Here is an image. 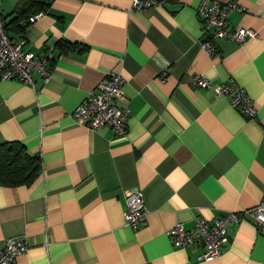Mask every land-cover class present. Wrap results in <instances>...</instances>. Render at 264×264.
<instances>
[{"label": "crops", "instance_id": "1", "mask_svg": "<svg viewBox=\"0 0 264 264\" xmlns=\"http://www.w3.org/2000/svg\"><path fill=\"white\" fill-rule=\"evenodd\" d=\"M17 1L0 0L7 32L26 51L51 52V78L34 73V88L0 79V143L20 141L41 159L31 184L0 183V247L17 235L28 242L12 264H264V235L247 215L227 223L228 241L211 261L198 260L201 244L174 247L167 235L176 222L191 228L196 217L261 200L264 0H233L242 10L229 12V24L257 35L217 39L215 55L202 47L200 0L134 11L131 0H44L23 38ZM111 70L124 78L116 100L130 108L124 135L92 131L71 115ZM195 74L212 84L234 79L256 116L193 86ZM131 188L147 208L137 229L123 217Z\"/></svg>", "mask_w": 264, "mask_h": 264}, {"label": "built area", "instance_id": "2", "mask_svg": "<svg viewBox=\"0 0 264 264\" xmlns=\"http://www.w3.org/2000/svg\"><path fill=\"white\" fill-rule=\"evenodd\" d=\"M174 0H131L130 11L144 10L150 7L164 5ZM242 10L233 0L221 2L217 0H200L196 10L201 21V43L209 55L216 54L214 41L226 38L238 43H243L250 37L256 36L254 30L236 26L228 22L231 10ZM42 11L30 15L27 25L35 22ZM27 26V27H28ZM23 38L22 36H20ZM51 52L37 55L23 48V40L11 36L5 29L0 16V79H15L21 83L35 87L33 74L36 73L43 83L51 78L49 66ZM166 71L162 75H166ZM124 78L120 72L111 70L107 77L90 91L84 102L77 105L71 115L77 123L95 131L100 127H109L114 134L124 135L128 130L130 108L127 105H118L116 100L122 95ZM191 84L200 88L212 87L215 95H224L229 104L241 111L247 117H255L257 107L234 79L212 84L207 77L195 74ZM126 207L123 213L125 223L137 229L146 223L147 208L144 196L140 189L131 188L125 191ZM242 215L252 218L259 233L264 235V190L261 200L254 206L241 213L225 211L212 220L196 217L193 226L186 228L182 222H176L167 231V235L174 247H188L201 244L202 253L198 260L211 261L221 256L222 248L228 241L227 223L238 221ZM27 240L20 235L6 238L0 247V264H12L15 258L26 252Z\"/></svg>", "mask_w": 264, "mask_h": 264}, {"label": "trees", "instance_id": "3", "mask_svg": "<svg viewBox=\"0 0 264 264\" xmlns=\"http://www.w3.org/2000/svg\"><path fill=\"white\" fill-rule=\"evenodd\" d=\"M48 3L44 0H18L13 10V20H19L15 29L22 37L28 28L25 22L31 14L43 11ZM2 19V18H1ZM21 22H24L21 24ZM4 23L5 29L10 31ZM67 45V44H66ZM41 159L28 151L20 141L0 143V183L5 186L31 184L39 175Z\"/></svg>", "mask_w": 264, "mask_h": 264}, {"label": "rangeland", "instance_id": "4", "mask_svg": "<svg viewBox=\"0 0 264 264\" xmlns=\"http://www.w3.org/2000/svg\"><path fill=\"white\" fill-rule=\"evenodd\" d=\"M237 212V211H236Z\"/></svg>", "mask_w": 264, "mask_h": 264}]
</instances>
